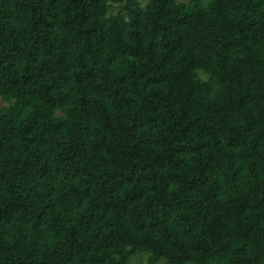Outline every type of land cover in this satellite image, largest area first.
<instances>
[{
  "label": "trees",
  "instance_id": "trees-1",
  "mask_svg": "<svg viewBox=\"0 0 264 264\" xmlns=\"http://www.w3.org/2000/svg\"><path fill=\"white\" fill-rule=\"evenodd\" d=\"M0 99V264H264V0H0Z\"/></svg>",
  "mask_w": 264,
  "mask_h": 264
},
{
  "label": "rangeland",
  "instance_id": "rangeland-1",
  "mask_svg": "<svg viewBox=\"0 0 264 264\" xmlns=\"http://www.w3.org/2000/svg\"><path fill=\"white\" fill-rule=\"evenodd\" d=\"M139 1L141 4L146 2V0H139ZM177 1H183L185 3L189 2V0H177ZM206 1L207 0H202V3L204 4ZM2 104H4V101L0 99V105ZM128 264H147L146 259H145V254L141 253V254L131 257ZM158 264H163V262L161 261Z\"/></svg>",
  "mask_w": 264,
  "mask_h": 264
}]
</instances>
